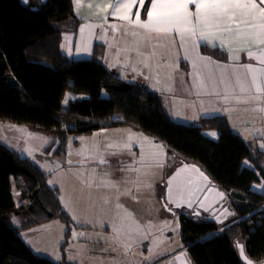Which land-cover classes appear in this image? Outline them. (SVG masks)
Returning a JSON list of instances; mask_svg holds the SVG:
<instances>
[{"label":"trees","instance_id":"trees-1","mask_svg":"<svg viewBox=\"0 0 264 264\" xmlns=\"http://www.w3.org/2000/svg\"><path fill=\"white\" fill-rule=\"evenodd\" d=\"M28 1L0 0V122L50 136L47 150L60 157L71 136L127 127L154 138L197 165L227 195L236 214L220 226L177 211L181 239L194 264H243L239 244L250 260L262 263L264 190L253 186L264 184V150L252 149L224 116L194 126L175 121L161 94L104 65L101 43L90 59H71L63 43L67 33L77 37L82 23L73 0ZM149 5L150 0L144 14ZM68 93L74 95L65 103ZM208 130L218 132L217 140L205 134ZM49 178L35 162L0 143V264H75L38 255L21 237L54 219L71 224L60 188ZM197 251L204 262L197 261Z\"/></svg>","mask_w":264,"mask_h":264},{"label":"rangeland","instance_id":"rangeland-1","mask_svg":"<svg viewBox=\"0 0 264 264\" xmlns=\"http://www.w3.org/2000/svg\"><path fill=\"white\" fill-rule=\"evenodd\" d=\"M71 36L73 33L66 35ZM95 36L102 37L89 27L85 32L80 29L68 47V56L90 59L92 54L86 55ZM128 36L122 33L121 49ZM143 49L137 57L146 61L151 50ZM166 50L165 62L175 63L169 60L174 48L167 45ZM162 61L155 58L141 69L123 61L118 69L110 65L108 69L129 75L130 81H139L145 88L155 87L154 78L159 76L156 69ZM70 95L74 94L68 93L65 103ZM201 121L183 118L178 122L194 126ZM252 127L264 128L255 123ZM51 141L44 133L0 122V143L50 174L49 182L60 188L63 206L71 218L70 225L54 219L34 227L32 230L45 232V240L39 241V252L35 253L75 264H194L181 239L178 210H169L163 202L168 171L174 163L166 146L127 127L71 136L63 157L47 150ZM15 197L19 200L16 191ZM14 224L19 226V221L15 219Z\"/></svg>","mask_w":264,"mask_h":264},{"label":"crops","instance_id":"crops-1","mask_svg":"<svg viewBox=\"0 0 264 264\" xmlns=\"http://www.w3.org/2000/svg\"><path fill=\"white\" fill-rule=\"evenodd\" d=\"M147 1L144 0L142 8L139 4L133 7L131 10L133 23L130 24L114 14L116 0H73L75 13L82 21L79 31L83 29L82 32H85L86 27H89L90 31L102 36H95L86 56L93 54L96 43H101L105 45L103 62L107 68H110V65L118 69V65L126 61L129 67L138 69L153 62L155 58H162L161 65L156 69L159 76L157 79L154 78L157 81L156 86H144L162 95L166 108L174 120L187 118L199 122L207 117L224 116L233 131L247 143L254 148H264V128L261 131L259 128L255 130L252 127V123L264 127V91H256L252 80L254 73L245 67L252 65L254 69L264 68V64L256 58L264 53V45L253 41L242 43L233 39L228 33L216 29H214L216 37L207 42L208 46H205L206 42L200 40L198 36L195 44L186 37V42L182 45L179 33L175 31L171 33L150 31L134 23L138 8L141 21L147 20L146 14L143 13ZM151 2L152 0H150L148 10L151 9ZM257 2L259 3L260 0ZM189 8L195 11L194 5H190ZM122 33H129V36L125 38L121 49ZM134 39H136V44H133ZM72 40L73 36L66 37L63 43L67 55H69L68 47ZM222 40L223 48L219 47ZM213 44L217 47H213ZM167 45L174 48L169 60L172 59L175 63L165 62ZM144 47L151 50L147 52L146 61L137 57L143 53ZM241 47L246 50L236 51ZM229 48L233 51L229 52ZM248 51L253 53L251 58L248 56ZM255 75L261 88H264V73L256 72ZM124 78L129 80V75ZM131 82L142 85L139 81L132 80ZM241 85H244V91H241ZM213 133L215 135H212ZM205 134L214 140L218 138L215 130H208ZM172 154L174 163L168 171V178L177 167L181 166L183 160L174 153ZM245 165L252 167L249 162H245ZM253 187L260 191L264 190V184ZM174 190V197L171 196L173 202L185 197L189 200L194 193L184 184H177ZM164 193L165 189L163 195ZM40 230L37 228V230L31 229L21 233L24 241L37 253L39 252L37 250L40 246L39 241L45 240V232ZM196 259L202 263L206 257L199 251ZM175 260L176 258H173V262Z\"/></svg>","mask_w":264,"mask_h":264},{"label":"snow or ice","instance_id":"snow-or-ice-1","mask_svg":"<svg viewBox=\"0 0 264 264\" xmlns=\"http://www.w3.org/2000/svg\"><path fill=\"white\" fill-rule=\"evenodd\" d=\"M137 4L142 8L144 0H116L114 14L131 24L133 23L131 10ZM190 5L195 6L194 12L190 10ZM122 10L123 14H121ZM146 16L147 20L141 21L138 8L134 23L150 31L163 33L175 31L179 33L182 45L186 42V37L195 44L198 36L200 40L206 42L205 46H208L207 42L216 37L214 29L226 32L242 43L253 41L264 45V0H260L259 3L257 0H152L151 9L146 11ZM212 46L217 47L215 44ZM223 46L222 40L219 47L223 48ZM244 50H246L244 47L236 49V51ZM228 51L231 52L233 49L229 48ZM248 56L251 58L253 53L248 51ZM256 58L264 64V53ZM245 67L254 73L252 80L256 91H264L255 75L256 72L264 73V68L254 69L252 65ZM244 90V85H241V91ZM179 175L178 172L177 176ZM172 182L173 180L170 179L169 185ZM168 191L171 195V187ZM238 247L242 252L243 246L238 245ZM248 264L252 262L248 261Z\"/></svg>","mask_w":264,"mask_h":264},{"label":"water","instance_id":"water-1","mask_svg":"<svg viewBox=\"0 0 264 264\" xmlns=\"http://www.w3.org/2000/svg\"><path fill=\"white\" fill-rule=\"evenodd\" d=\"M21 1L26 4L29 3L28 0ZM178 172L180 173L179 176H177ZM174 177L175 179H173ZM170 179L173 180L171 185L168 183ZM177 184H184L191 191H194L192 198L188 200L185 197L173 202L171 199L174 197V189ZM169 187L172 189L171 195L168 191ZM163 202L166 203L169 210L170 207L174 210L185 209L192 212V217L209 219L220 226L226 224L236 216L227 203V195L197 165L187 163L184 160H182L181 166L177 167L170 178H168ZM239 256L243 264H248V261L256 264V262L248 258L244 247L242 252L239 248ZM260 264H264V261Z\"/></svg>","mask_w":264,"mask_h":264}]
</instances>
